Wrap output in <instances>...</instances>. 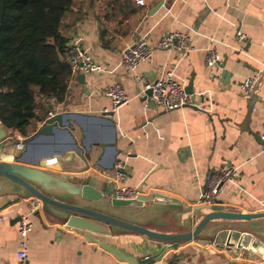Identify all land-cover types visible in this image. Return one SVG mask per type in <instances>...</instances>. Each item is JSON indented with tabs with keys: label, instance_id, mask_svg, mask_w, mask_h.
I'll return each mask as SVG.
<instances>
[{
	"label": "crops",
	"instance_id": "crops-1",
	"mask_svg": "<svg viewBox=\"0 0 264 264\" xmlns=\"http://www.w3.org/2000/svg\"><path fill=\"white\" fill-rule=\"evenodd\" d=\"M61 30L69 43L78 41L105 71L83 74L82 82L77 80L79 74L74 75L63 102L42 100L36 114L46 119L34 121L28 137L8 129L9 138L0 144V160L16 161L18 153L8 147L10 140L24 142L37 134L50 113L66 114L74 142L87 148L89 166L79 171L84 163L73 141L56 131L41 139L44 150L57 146L64 152L60 159L46 160L49 172L90 184L112 197L117 187L127 186L142 194L177 198L195 208L201 205L200 194L210 173L233 166L237 182L224 186L217 204L244 213L264 212V0H146L144 7L133 0H75ZM176 31L190 37L193 52L156 49L136 71L122 64L123 51L138 40L155 45ZM238 32L246 38L239 41ZM211 48L221 60L208 69L205 59ZM166 73L184 88L192 82L190 105L164 111L139 96L137 75L154 81ZM254 77L257 88L244 93L242 83ZM114 83L129 96V102L115 112L104 94ZM4 148L8 154L2 153ZM35 148L31 153H37ZM115 164L122 166L124 178L115 179ZM9 200L0 197V263L19 264L22 238L16 219L34 199L6 206ZM32 219L34 229L25 243L27 264H129L44 216ZM172 219L167 221L173 223ZM101 240L124 256L157 248L140 236ZM174 257H182L177 264H264L254 254L230 255L195 241L156 264Z\"/></svg>",
	"mask_w": 264,
	"mask_h": 264
},
{
	"label": "water",
	"instance_id": "water-1",
	"mask_svg": "<svg viewBox=\"0 0 264 264\" xmlns=\"http://www.w3.org/2000/svg\"><path fill=\"white\" fill-rule=\"evenodd\" d=\"M83 79V74L77 76L78 81ZM185 93L189 98L193 95L192 82ZM150 95L149 90L147 96ZM68 118L66 114L48 118L37 134L25 141V149L16 156V161L0 160V197L12 198L6 206L37 199L42 206L34 212V217L44 216L51 224L62 225L88 241L97 242L129 264H156L171 251L192 241L230 255L251 253L264 263V212L244 213L220 204L193 208L180 199L153 193L124 200L106 195L90 184L76 183L49 172L46 160L60 159L64 152L57 146L54 150H44L41 139L55 135L56 131L73 141L72 147L84 163L79 171L89 166L87 148L74 142ZM111 125L115 131L114 123ZM9 136L8 129L0 122V144ZM33 147L36 154L31 153ZM171 217L174 224L167 221ZM104 236H140L157 248L141 250L136 257L124 256L122 250L103 242ZM181 260L182 257L168 258L166 264Z\"/></svg>",
	"mask_w": 264,
	"mask_h": 264
},
{
	"label": "trees",
	"instance_id": "trees-1",
	"mask_svg": "<svg viewBox=\"0 0 264 264\" xmlns=\"http://www.w3.org/2000/svg\"><path fill=\"white\" fill-rule=\"evenodd\" d=\"M75 0H0V122L28 137L41 101L63 102L73 77L63 17ZM17 143L16 141H14Z\"/></svg>",
	"mask_w": 264,
	"mask_h": 264
},
{
	"label": "built area",
	"instance_id": "built-area-1",
	"mask_svg": "<svg viewBox=\"0 0 264 264\" xmlns=\"http://www.w3.org/2000/svg\"><path fill=\"white\" fill-rule=\"evenodd\" d=\"M138 6H146V0H133ZM237 38L242 41L246 38L245 34L238 32ZM158 50H175L183 55L193 52L195 48L190 42V37L180 31L170 32L162 37L155 45L148 44L141 39L130 45L123 51L122 64L130 71H136L144 62L150 60L154 51ZM221 56L215 48L207 50L205 64L208 69H212L220 63ZM65 61L70 66L72 75L86 73H101L105 69L101 64L96 62L90 52L81 46L78 41L68 44V51ZM136 81L140 85L139 96L143 97L147 104H152L164 111L176 110L190 105L189 97L185 93V88L174 77L172 73H166L159 76L154 81H147L143 76H136ZM258 86V78H249L245 80L241 88L244 93L251 94ZM151 95L147 96V92ZM105 96L111 102L112 111L115 112L129 102V96L125 93L122 86L114 83L108 86L104 92ZM52 113L49 118L53 117ZM264 142V133L261 135ZM18 150L24 149V144L17 145ZM49 165V162H47ZM124 178L122 166L115 164V179ZM237 169L233 166H225L219 170L213 171L208 176L205 186L200 194V204L212 206L218 203L220 193L224 186L237 182ZM142 194V191L133 187H117L114 196L119 199L131 200ZM42 203L34 199L30 204L28 211L23 214L18 224V233L22 238L21 250L18 252L19 264H27L28 256L25 247L27 237L34 229L33 214L36 210L41 209ZM2 264V263H0Z\"/></svg>",
	"mask_w": 264,
	"mask_h": 264
},
{
	"label": "rangeland",
	"instance_id": "rangeland-1",
	"mask_svg": "<svg viewBox=\"0 0 264 264\" xmlns=\"http://www.w3.org/2000/svg\"><path fill=\"white\" fill-rule=\"evenodd\" d=\"M17 142V141H16ZM9 146L8 147H11V150L15 149L17 151V153L19 154L20 152H22L24 149H25V141L24 142H19V143H15L14 140H10L9 141ZM18 144H24V149L23 150H18L17 149V145ZM8 147L6 149H8ZM2 153H7L5 152V148L3 149ZM8 154V153H7ZM11 159V158H10Z\"/></svg>",
	"mask_w": 264,
	"mask_h": 264
},
{
	"label": "bare ground",
	"instance_id": "bare-ground-1",
	"mask_svg": "<svg viewBox=\"0 0 264 264\" xmlns=\"http://www.w3.org/2000/svg\"><path fill=\"white\" fill-rule=\"evenodd\" d=\"M40 166V165H39Z\"/></svg>",
	"mask_w": 264,
	"mask_h": 264
}]
</instances>
